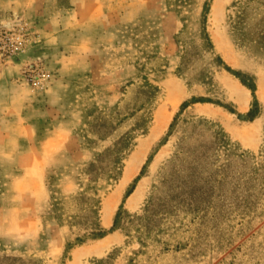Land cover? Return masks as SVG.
<instances>
[{
	"label": "rangeland",
	"instance_id": "rangeland-1",
	"mask_svg": "<svg viewBox=\"0 0 264 264\" xmlns=\"http://www.w3.org/2000/svg\"><path fill=\"white\" fill-rule=\"evenodd\" d=\"M0 7V259L94 264L112 256L131 264L139 243L122 230L66 249L85 229L69 225L55 203L69 199L65 211L74 212L70 197L89 190L92 163L102 173L101 225L110 229L136 178L124 203L132 215L176 188L203 153L211 167L225 157L236 166L263 161L264 0H0ZM235 71L256 84L253 121L255 99ZM145 149L141 164L128 168ZM115 168L119 177L108 178ZM164 236L172 249L157 264H218L228 255L193 257L189 248L175 251L187 235Z\"/></svg>",
	"mask_w": 264,
	"mask_h": 264
},
{
	"label": "trees",
	"instance_id": "trees-1",
	"mask_svg": "<svg viewBox=\"0 0 264 264\" xmlns=\"http://www.w3.org/2000/svg\"><path fill=\"white\" fill-rule=\"evenodd\" d=\"M231 70V68L229 67ZM240 77L239 71L234 72ZM241 78V77H240ZM253 94L255 102L247 112L253 121L259 116L260 107L256 98V84L241 78ZM148 86L157 88L152 84ZM206 101L193 98L192 103ZM184 107L188 103L183 104ZM142 107V106H141ZM140 109V108H139ZM264 153V151L262 152ZM203 153L198 163L188 167L184 179L176 188H171L166 195H158L149 203L141 214H130L125 208L126 199L137 186L138 178L126 192L110 229L101 225L100 210L102 198L97 193L96 182L102 173L92 163L87 172L91 176L89 190L70 197L74 212L67 213L68 200L56 201V209L69 225H82L85 229L74 241L68 240L66 249H73L89 241L104 238L108 233L122 230L128 243L138 241L139 248L133 250L130 259L135 264L140 256H146L145 263L157 264L161 254L172 248L164 234L187 235L188 242L177 244L175 251L189 248L193 257L206 256L210 250L228 252L218 264H251L257 260L261 264L260 252L264 251V156L260 163L248 162L234 165L230 157L211 167ZM264 155V154H263ZM195 160V161H196ZM120 168V167H119ZM119 169H113L108 178L119 177ZM189 234V235H188ZM160 248L158 253L156 250ZM228 258L229 261H228ZM114 257L95 258L94 264H114ZM23 257L4 256L0 264H32Z\"/></svg>",
	"mask_w": 264,
	"mask_h": 264
},
{
	"label": "bare ground",
	"instance_id": "bare-ground-1",
	"mask_svg": "<svg viewBox=\"0 0 264 264\" xmlns=\"http://www.w3.org/2000/svg\"><path fill=\"white\" fill-rule=\"evenodd\" d=\"M147 149V148H146ZM145 149V151L143 152V154H142V156L140 155V156H136V154H134L133 156H132V158L130 159V161H129V167L128 168H132V166H134L135 165V167H138L140 164H141V162H142V160H143V158H144V156H145V154H146V150ZM138 155V154H137ZM137 158L139 159L138 160V162H137ZM134 167V168H135ZM134 173V172H133ZM128 174H130V170H129V173ZM132 174V173H131ZM133 175V174H132ZM125 179L123 180V182L126 180V179H128V175H126L125 174ZM122 182V183H123ZM140 185V184H139ZM138 188V187H137ZM137 192V191H136ZM134 196V195H133ZM132 196V197H133ZM114 203H115V201L114 200H112L111 202H110V205H108V207H107V210H106V214H105V216L107 217V218H111L112 217V209H113V205H114ZM108 204V203H107ZM107 206V205H106ZM115 206V205H114Z\"/></svg>",
	"mask_w": 264,
	"mask_h": 264
},
{
	"label": "crops",
	"instance_id": "crops-1",
	"mask_svg": "<svg viewBox=\"0 0 264 264\" xmlns=\"http://www.w3.org/2000/svg\"><path fill=\"white\" fill-rule=\"evenodd\" d=\"M1 7H2V6H1ZM1 7H0V8H1Z\"/></svg>",
	"mask_w": 264,
	"mask_h": 264
}]
</instances>
